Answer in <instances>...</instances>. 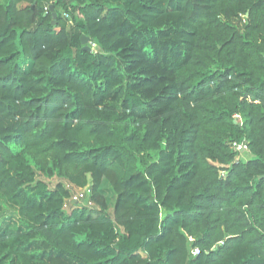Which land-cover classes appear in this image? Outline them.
<instances>
[{
    "label": "trees",
    "instance_id": "obj_1",
    "mask_svg": "<svg viewBox=\"0 0 264 264\" xmlns=\"http://www.w3.org/2000/svg\"><path fill=\"white\" fill-rule=\"evenodd\" d=\"M0 195V264H264V0H0Z\"/></svg>",
    "mask_w": 264,
    "mask_h": 264
},
{
    "label": "rangeland",
    "instance_id": "obj_2",
    "mask_svg": "<svg viewBox=\"0 0 264 264\" xmlns=\"http://www.w3.org/2000/svg\"><path fill=\"white\" fill-rule=\"evenodd\" d=\"M64 15V14H63ZM234 121H241L240 116H235ZM248 153H244L239 155V159L245 160L248 157ZM72 195H76L79 189L70 186ZM75 205V204H74ZM70 203H66L65 210L68 211L71 209L72 206H74ZM76 205L79 208L82 207H89V205L86 203L85 198L78 201ZM25 218L21 215H19L18 211L13 208L11 205L6 203L5 199L0 195V230L9 227L15 231V235H20L21 233H25L26 225H25ZM39 244V243H38ZM37 254L40 253V251H35Z\"/></svg>",
    "mask_w": 264,
    "mask_h": 264
},
{
    "label": "built area",
    "instance_id": "obj_3",
    "mask_svg": "<svg viewBox=\"0 0 264 264\" xmlns=\"http://www.w3.org/2000/svg\"><path fill=\"white\" fill-rule=\"evenodd\" d=\"M44 9L47 10V7H45ZM88 45H90L91 51L93 49H96V45L93 42H88ZM235 116L238 117V115H235ZM240 125H242V123H240ZM231 148L233 149V151L238 153V156L241 154H244V153H248V148H247V144L245 141L232 142ZM88 193H89L88 189H79L78 192L76 193V195H72L71 200L73 202H78V201L82 200L83 198H85L86 194H88ZM197 253H198L197 250H193V252H192L193 255H196Z\"/></svg>",
    "mask_w": 264,
    "mask_h": 264
},
{
    "label": "water",
    "instance_id": "obj_4",
    "mask_svg": "<svg viewBox=\"0 0 264 264\" xmlns=\"http://www.w3.org/2000/svg\"><path fill=\"white\" fill-rule=\"evenodd\" d=\"M50 11H51V18H52V24L54 25L55 24V20H56V18H57V13L53 10V7L52 6H50ZM88 42H89V38L88 37H86V36H82L81 37V44H82V46H83V50L84 51H86V52H91V49H90V47L88 46ZM234 123H236L235 121H234ZM259 178H261V177H259Z\"/></svg>",
    "mask_w": 264,
    "mask_h": 264
}]
</instances>
